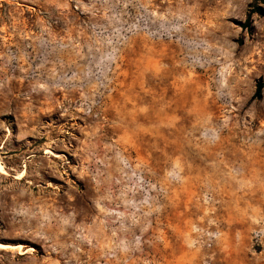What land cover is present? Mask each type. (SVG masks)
<instances>
[{
	"label": "rangeland",
	"instance_id": "374dc122",
	"mask_svg": "<svg viewBox=\"0 0 264 264\" xmlns=\"http://www.w3.org/2000/svg\"><path fill=\"white\" fill-rule=\"evenodd\" d=\"M261 80L264 0H0V264H264Z\"/></svg>",
	"mask_w": 264,
	"mask_h": 264
},
{
	"label": "bare ground",
	"instance_id": "6f19581e",
	"mask_svg": "<svg viewBox=\"0 0 264 264\" xmlns=\"http://www.w3.org/2000/svg\"><path fill=\"white\" fill-rule=\"evenodd\" d=\"M0 172L2 174H6L5 168L3 167V164H0ZM25 171H23L22 173L19 174V176L17 177V179L22 180L23 178H25ZM18 249V247H13V246H9V245H3L0 244V250H7V249Z\"/></svg>",
	"mask_w": 264,
	"mask_h": 264
},
{
	"label": "trees",
	"instance_id": "16d2710c",
	"mask_svg": "<svg viewBox=\"0 0 264 264\" xmlns=\"http://www.w3.org/2000/svg\"><path fill=\"white\" fill-rule=\"evenodd\" d=\"M264 90V81H259L257 84L256 92L253 96V101L262 99V92Z\"/></svg>",
	"mask_w": 264,
	"mask_h": 264
}]
</instances>
